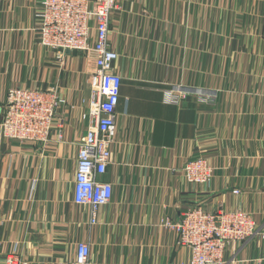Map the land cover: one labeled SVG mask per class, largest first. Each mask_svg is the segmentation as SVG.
Masks as SVG:
<instances>
[{"label": "crops", "instance_id": "obj_1", "mask_svg": "<svg viewBox=\"0 0 264 264\" xmlns=\"http://www.w3.org/2000/svg\"><path fill=\"white\" fill-rule=\"evenodd\" d=\"M39 1L0 0V264L9 251L66 264L81 241L99 264L188 263L165 221L194 206L247 210L264 226V0H117L109 42L122 84L112 162L99 177L113 197L96 224L74 201L96 55L42 46ZM12 86L63 98L47 143L2 137ZM170 90L185 96L167 102ZM200 156L212 178L187 183L183 166ZM262 256L257 238L225 252L227 264Z\"/></svg>", "mask_w": 264, "mask_h": 264}, {"label": "built area", "instance_id": "obj_2", "mask_svg": "<svg viewBox=\"0 0 264 264\" xmlns=\"http://www.w3.org/2000/svg\"><path fill=\"white\" fill-rule=\"evenodd\" d=\"M117 0H40L36 9V31L42 46L57 51H93L95 71L90 77L91 125L81 136L77 155L74 201L90 211L96 224L104 206L113 197V184L99 179L112 162L116 137L117 107L122 78L115 71L118 53L109 42L110 20ZM182 95V96H181ZM166 92V101L179 103L185 94ZM64 100L55 89L12 86L8 89L1 122L2 137L20 143L45 144L54 127L57 110ZM187 183L210 181L213 170L205 157L189 159L183 166ZM239 190L235 189L234 193ZM180 220L167 218L165 226L178 233L179 244L190 248L191 259L183 264H227L226 249L252 238L264 245V226L251 212L242 209L209 212L188 207ZM264 264V256L256 259ZM4 264H29L18 252L9 251ZM66 264H99L90 244H77L76 256Z\"/></svg>", "mask_w": 264, "mask_h": 264}]
</instances>
